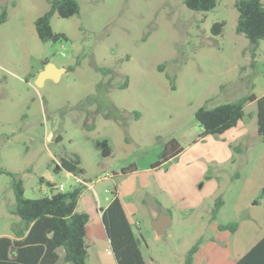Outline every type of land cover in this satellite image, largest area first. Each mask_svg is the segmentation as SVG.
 I'll return each instance as SVG.
<instances>
[{"label": "rangeland", "instance_id": "1", "mask_svg": "<svg viewBox=\"0 0 264 264\" xmlns=\"http://www.w3.org/2000/svg\"><path fill=\"white\" fill-rule=\"evenodd\" d=\"M49 1L0 0V18L7 14L0 23V169L18 175L28 199L83 186L79 207L90 214L92 240L104 235L99 210L111 191L129 188L136 206L144 201L130 217L147 264H186L198 241L192 264H235L264 237V200L256 206L250 193L264 187L257 104L246 105L240 124L249 133L234 143L229 135L202 136L195 113L264 97V41L254 56L237 33L235 0H216L209 12L189 10L184 0H77L79 15L52 18L53 31L67 39L44 43L35 23ZM216 23H224L220 35ZM48 65L61 77L39 86ZM173 139L182 154L152 172ZM104 140L112 148L107 158L96 148ZM73 154L86 174L61 167ZM133 165L137 173L121 174ZM220 195L225 205L212 220ZM15 207L12 178L2 174L0 237L22 225ZM160 212L173 221L163 236L152 220ZM231 222L242 225L240 233L219 230Z\"/></svg>", "mask_w": 264, "mask_h": 264}, {"label": "trees", "instance_id": "2", "mask_svg": "<svg viewBox=\"0 0 264 264\" xmlns=\"http://www.w3.org/2000/svg\"><path fill=\"white\" fill-rule=\"evenodd\" d=\"M50 9L35 23L40 41L58 42L67 39L65 34L55 33L52 29V18H70L80 14L81 8L77 0H50ZM189 10L209 12L215 9L216 0H184ZM238 11L237 33L244 35L253 45V55L256 56L259 44L264 41V3L262 0H235ZM7 19L6 12L0 18V23ZM224 23L213 25L215 35L222 33ZM248 103H256L258 134L264 141V97L246 96L234 103H226L208 109L201 107L195 117L203 130L202 136H220L236 128L245 117ZM96 148L102 156L112 155V148L107 140L96 142ZM239 150V149H236ZM183 148L175 139L166 144L159 156V161L153 164L158 169L182 153ZM61 167L74 176L84 175L81 159L77 154L61 158ZM137 171L136 165L122 170L123 174ZM7 174L12 178V188L16 207L14 214L22 222L21 226L12 228L13 237H0V264H87V225L90 216L78 211V204L84 187L79 185L66 192H60L54 187L50 193L39 199L25 197L23 181L17 174L0 169V175ZM42 181V179H41ZM117 189L112 191L113 197L109 206L103 210V223L111 241V248L117 264H147L141 251L139 239L129 222ZM225 205L223 196H219L213 208L212 220H216ZM238 222L219 225L220 231L236 233ZM143 238V237H142ZM144 239V238H143ZM201 241H198L189 252L187 263L192 264L198 252ZM59 250L64 251L61 258ZM235 264H264V237L256 243Z\"/></svg>", "mask_w": 264, "mask_h": 264}, {"label": "crops", "instance_id": "3", "mask_svg": "<svg viewBox=\"0 0 264 264\" xmlns=\"http://www.w3.org/2000/svg\"><path fill=\"white\" fill-rule=\"evenodd\" d=\"M258 130V129H257ZM249 133V131L247 130V128H246V126H244L243 124H239L236 128H233V129H231V130H229V131H227L226 133H224L223 134V136L222 137H227L228 135L231 137H229L230 138V140H231V143H234V142H238L239 140H241L243 137H245L247 134ZM257 133H258V131H257ZM230 143V142H229ZM239 149V148H238ZM183 152V151H182ZM182 153H180L177 157H175L174 159H172V160H175L176 158H178V157H180V155H181ZM172 160H170V161H172ZM169 161V162H170ZM168 162V163H169ZM167 164V163H166ZM160 168H158V169H153V168H151V171L152 172H156V171H158ZM138 172V168H137V171H135V172H133V173H129V174H124V176L125 175H131V174H135V173H137ZM67 174L68 175H73L72 173H68L67 172ZM85 174H86V171H85ZM122 175H123V173H121ZM121 174H119V173H117V172H115V171H113L112 172V176L113 177H119ZM109 178V176H106V178ZM78 179H80V178H78ZM77 179V181H78V183H80L79 182V180ZM80 180H82V179H80ZM83 182H85V183H88L87 181H85V180H82ZM52 183H50V184H48V185H51ZM88 184H90V183H88ZM62 186V185H61ZM60 185L59 186H56V187H54L55 189H57L56 190V192L59 190V187H61ZM85 186V185H84ZM117 186V185H116ZM76 187V186H75ZM89 187H90V189H94V186L93 185H89ZM74 188V187H73ZM254 188V186H252V188H251V196H252V200L253 199H257V200H259V201H257L256 203H254V205H259L260 204V201H263L264 200V196L263 197H258V192H260L261 191V193L263 192V194H264V187L263 188H260V189H258L257 191H255V192H252V189ZM116 189H117V195H118V197H119V199L121 200V202H122V205H123V208H124V211H125V213H126V216H127V218H128V220H129V222L131 223V225H132V221H131V217H130V214H133V216H136V215H138L139 213H140V207L142 206V203H144V201L142 200L141 201V203L139 204V206H136L134 203H133V199H134V195H135V193H132L131 194V192H133V191H130V189L129 188H127L126 189V193L124 194L123 193V187L122 188H119V186H117L116 187ZM115 190V189H114ZM144 190H147V188L146 189H144ZM64 192H66L65 190H64ZM112 192V191H111ZM83 193V192H82ZM147 193V192H146ZM81 196H82V194H81ZM80 200H81V197H80ZM80 200H79V202H80ZM110 202H111V199H109V204H110ZM109 204L107 205V207L109 206ZM132 204V207H130V205ZM106 207V208H107ZM105 208V209H106ZM105 209H103L102 207L100 208V210H99V212H100V214H101V219H102V216H103V210H105ZM78 211L79 212H86L89 216H90V214L87 212V211H81V209H80V207H79V204H78ZM169 213H166V212H160L159 213V215L158 216H162V215H168ZM170 215V214H169ZM90 219H91V217H90ZM156 219V217H154V218H152V220L154 221ZM89 222H90V220H89ZM102 223H103V219H102ZM172 224H173V221H172ZM88 225H89V223H88ZM88 225H87V246H88V261H87V264H117V261H116V259H115V256H114V254H113V251H112V248H111V246H109V247H107V241L109 240V238H108V235H107V232H106V229H105V226H104V223H103V226H104V235H101V234H99V235H95V236H93V238H94V240H92V237L90 238V235H89V227H88ZM241 229H242V225L240 224V226H239V229H238V231L236 232V233H240V231H241ZM3 236H8V237H11V238H14L12 235H10V234H7V235H3ZM3 236H1V237H3ZM261 239H259V241H260ZM259 241H257V243L259 242ZM256 244V243H255ZM254 244V245H255ZM253 245V246H254ZM252 248V247H251ZM59 254H60V256H61V258H63V256H64V251L63 250H59Z\"/></svg>", "mask_w": 264, "mask_h": 264}, {"label": "water", "instance_id": "4", "mask_svg": "<svg viewBox=\"0 0 264 264\" xmlns=\"http://www.w3.org/2000/svg\"><path fill=\"white\" fill-rule=\"evenodd\" d=\"M63 70H57L54 66L48 65L39 75L37 80V85L41 86L42 83L47 79H52L58 81L61 77ZM65 72V70H64ZM172 226V217L171 215H162L158 219L153 221V227L157 231L159 236H163L167 233L168 229ZM111 246L110 239L107 241V247Z\"/></svg>", "mask_w": 264, "mask_h": 264}, {"label": "built area", "instance_id": "5", "mask_svg": "<svg viewBox=\"0 0 264 264\" xmlns=\"http://www.w3.org/2000/svg\"><path fill=\"white\" fill-rule=\"evenodd\" d=\"M78 180H79V182H80V183H82V182H83V181H82V180H80V179H78ZM84 183H85V182H84ZM59 191H60V192H64V188H63V186L59 187Z\"/></svg>", "mask_w": 264, "mask_h": 264}]
</instances>
